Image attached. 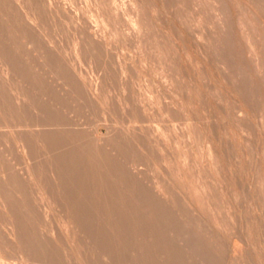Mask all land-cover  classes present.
Listing matches in <instances>:
<instances>
[{"label":"bare ground","instance_id":"6f19581e","mask_svg":"<svg viewBox=\"0 0 264 264\" xmlns=\"http://www.w3.org/2000/svg\"><path fill=\"white\" fill-rule=\"evenodd\" d=\"M143 1L144 4L142 0H0V122L8 121L12 125L10 134L5 136L2 133L5 139L0 141V264H7L4 259L9 258H14L15 264H63L55 254L60 245L55 237L63 238L71 245L81 242L83 248L79 249L80 257L89 264H214L212 260L204 258L210 253L212 244H208L199 235V231L184 222L182 215L176 210L179 208L168 203L170 198L166 200L167 195L164 197L165 192L146 184L140 176V169L127 164L131 176L127 170V178L122 177L120 180L118 177L122 161H129L120 145L127 144L128 140L131 142L140 139L142 148L151 151L153 143L154 149L156 145L163 143L158 134L149 127L151 130H136L137 135L135 126H132L131 131L124 129L121 134L111 125L107 126L106 133L99 134L97 124L102 119L103 124L107 125V114L106 117L97 115L92 130L87 127L88 130L85 131L86 122L83 125L82 120L79 124L83 122L85 127L70 123L74 121L69 114L73 110L71 103H81L83 96L88 102L98 105L97 102L104 98L98 93L99 88L102 89L100 79L98 81L92 75L93 77H86V80L82 77L85 75L81 76L77 71L81 59L87 60V63L101 64L105 69L108 68L107 71L113 64L114 70L122 73L118 80L124 83L122 79L125 80L123 76L126 73L123 72L132 63L129 60L131 64L126 63L125 59H121L122 56H117L119 54L115 55V47L118 48L120 44L124 47L132 44L130 46L134 47L135 44L134 48L137 47L138 50L145 48L148 43L151 48L148 45L147 49H153L152 52H156L157 57L160 54L164 57L162 53L165 48H162L158 40L161 37L159 33V38L152 34L154 24L145 5L152 7L154 12L161 7L155 0ZM159 1L163 9L167 8L164 0ZM173 5L180 24L191 28L187 19L193 13L186 17L189 12L186 14L187 10L181 0ZM199 34L205 36L208 32L200 31ZM215 47L222 51L219 43ZM137 52L136 54H140ZM170 53L172 55L173 52ZM215 53L216 51L213 54ZM165 58H161L162 63L158 64V61L153 60L155 66L160 67ZM166 63L170 65L169 62ZM168 65L159 68L158 72L167 70ZM150 66L152 68V63ZM204 73L206 74L205 71ZM104 74L109 73L104 71ZM205 74L203 82L207 85L209 78ZM172 75L179 77L178 74ZM125 83L122 86L120 84V87H126ZM122 90L120 93L129 99L126 100L130 101L129 107H132L135 116L145 117V108L135 100V92L128 89L129 92L125 94L127 91ZM99 94L103 96L102 99L100 97L101 100L97 98ZM108 97L105 99L109 101ZM103 103L99 105L102 106ZM166 111L174 113L173 108L168 106ZM186 119L189 120L188 117ZM25 120V125H21L20 121ZM27 122L31 123V127H27ZM8 123L5 122V127ZM195 127L196 124L192 131H196L193 130ZM197 128L199 131L198 126ZM4 129L7 130L8 127ZM2 134L0 138L4 137ZM119 140L123 143L120 144ZM19 146L26 154V161L21 163L24 164L23 168L16 167L13 160L19 155ZM142 148L133 145L129 149L143 151ZM157 148L160 150L161 147ZM202 166H205L203 162ZM51 207L58 213L62 227L59 225L58 228L56 223L57 228L49 235L45 219L47 210ZM218 208L221 210L220 206ZM42 224L44 227H41ZM48 225L50 227L49 223ZM212 243L214 245L215 241ZM74 252L75 250L72 253Z\"/></svg>","mask_w":264,"mask_h":264},{"label":"rangeland","instance_id":"374dc122","mask_svg":"<svg viewBox=\"0 0 264 264\" xmlns=\"http://www.w3.org/2000/svg\"><path fill=\"white\" fill-rule=\"evenodd\" d=\"M177 1L164 0L168 9H163L160 1L155 0L157 5L161 7L155 12L152 7L145 5L149 18L155 26H152V29L150 28L152 34L157 35L159 33V37L162 38L157 35L160 45L163 49L165 48L164 53H162L164 57L160 54L161 58H167V60H165L166 58L162 59L165 61L163 64L168 65L167 61L171 65V67L170 65L167 67L169 72L164 69L158 72L159 68H165L166 65L155 66L156 63L153 60L158 61L157 64L162 63V61L160 56L157 57L156 52H152L153 49H149L151 45L148 43L145 47L147 49L149 45L147 50L138 48V50H141L138 51L137 47L134 48L135 44H133L134 47L130 46L132 44H126L124 47L123 44L119 45L118 43L119 47L122 46L113 49L115 55L119 54L117 56L120 58L122 56L121 59H125L126 63H132L128 66L127 71L123 72V74L126 73V78L123 76L125 80L122 79L124 83L126 82V87L123 86L125 89L120 87L123 82L120 83L118 80L122 73L119 70H114L113 64L107 71L108 68L105 69L106 67H102L101 64H91L87 63V60L81 59L79 65L82 67L79 66V69L77 67L80 75L84 74L85 77H82L86 80L93 77L92 75H94V79L98 81L100 79L102 89L99 88L100 92L98 90V93L103 95L104 98L102 99L103 96L99 94L98 100L102 99L104 101L108 94L113 100L108 97L109 101L107 99H105L106 102L104 101L106 104L102 100H96L100 102H97L98 105L103 103L102 106H105L103 108L99 105L98 108V105H95L96 103H90L86 97L82 96L81 103H71L73 104V110L71 108L72 112L70 111L69 114L72 115L74 121L70 123L82 127L86 122V127H83L92 130L97 115L100 114L101 117L105 115L106 117L107 114V125L103 124L102 119L97 124L99 134L106 133L107 126H113L114 130L121 134L124 129L133 130L134 126L135 134L138 133L136 130L151 128L152 132L158 134L159 138H162L161 141L163 140L162 144L156 145V148L157 146L162 148L160 150L158 148L157 150L154 149L155 143L153 142V150L148 151L142 148L143 144L140 139H138L140 141L131 142L128 140L126 141L127 144L119 140L120 144L123 143L120 148L122 152L126 153V158L129 160L122 161L123 166L121 173H119L120 176H118L119 179L122 180V177L127 178L125 176L128 173L130 174L126 167L128 164V166L141 170L140 176L143 177L147 185L165 192L164 197L166 198L167 195L166 200L170 198L167 202L174 208H179L176 210L180 212L184 222L197 232L199 231V235L208 244H212L210 247L214 253L210 251L209 254L204 256L208 261L212 260L214 264H264V0H181L184 9L187 10L186 14L189 12L186 17L193 13L190 16L191 18L187 19V22H190L188 23V26L191 27L189 29L180 24L178 17L176 18L173 3L175 4ZM142 2L144 4L143 0ZM194 24H196L195 27ZM200 31L208 32L206 34L208 37L200 35ZM218 43L222 46V51L215 47ZM132 49L136 51L133 52ZM144 50L149 51V55L143 52ZM169 51L173 52L172 55ZM214 51H216L215 55L213 54ZM141 52H143L142 55ZM165 55H171L169 56L170 59ZM204 56L208 59L205 60ZM153 57H157V59H153ZM129 58L134 59L130 60ZM148 62L152 63L153 69L155 67L157 69L153 71L150 66L151 63L148 64ZM102 70L109 74L105 75ZM168 73L178 74L179 77L172 74L168 75ZM204 74L209 78L207 85L203 82ZM174 78L176 79L173 85ZM178 81H181V85H178L180 84ZM128 89L135 92L134 94L137 97L135 100L144 106L145 117L135 116V113L131 110L132 107H129V104H131L130 101H127L129 99L125 96L124 98L121 94V90L127 91ZM101 92H105L107 97ZM128 92H125V94ZM110 100L111 103L109 104ZM166 106L173 108L175 114H169L166 111ZM163 108L165 109L163 110ZM187 117L189 120L186 119ZM81 120L84 121V124L83 122L79 124ZM26 121H20V124L25 125L24 122ZM5 122L8 123V121ZM5 122H0V132L2 131L0 135L4 133L6 136L10 134L12 125L8 123L5 127ZM27 123H29L26 124L27 127H31L29 126L31 123ZM192 124L194 126L196 124L193 129H196V131H192V127H194ZM197 126L199 131L201 130L200 133ZM7 127L9 130L4 129ZM5 136H1L0 141L5 139ZM129 145L131 147L137 145L143 151L130 150ZM17 150L18 157H20L13 158L14 164L16 167L23 168L24 164L21 165V163L23 160L26 161V154L23 153L20 146L17 147ZM202 162L207 166H202ZM166 182L170 185L169 187H172L169 188ZM174 200H176V203ZM202 201L204 202L202 203ZM174 203L175 205H173ZM219 206L221 210H219ZM47 211L45 227L47 226L50 235L51 231L57 228L56 223H58V228L62 226L55 209L51 207ZM196 218L202 220L198 222ZM43 225L41 227H44ZM55 238L57 243H60L55 254L63 261V264H89L80 257L79 249L83 248L81 242L77 245H71L63 238ZM209 238L215 241L214 245L213 240ZM92 247L97 250L95 245H92ZM63 248L69 250L67 251L69 254ZM74 250L76 254L75 252L72 253ZM4 261L15 264L14 258L4 259Z\"/></svg>","mask_w":264,"mask_h":264}]
</instances>
